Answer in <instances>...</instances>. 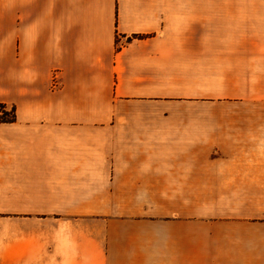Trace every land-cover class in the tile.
<instances>
[{
	"label": "crops",
	"instance_id": "1",
	"mask_svg": "<svg viewBox=\"0 0 264 264\" xmlns=\"http://www.w3.org/2000/svg\"><path fill=\"white\" fill-rule=\"evenodd\" d=\"M0 102V264H264V0H0Z\"/></svg>",
	"mask_w": 264,
	"mask_h": 264
},
{
	"label": "rangeland",
	"instance_id": "2",
	"mask_svg": "<svg viewBox=\"0 0 264 264\" xmlns=\"http://www.w3.org/2000/svg\"><path fill=\"white\" fill-rule=\"evenodd\" d=\"M228 87L221 83L210 82L207 88L203 89L209 95L206 99L210 107V120L232 121L233 99L230 95L231 88ZM225 94L230 96H223Z\"/></svg>",
	"mask_w": 264,
	"mask_h": 264
},
{
	"label": "trees",
	"instance_id": "3",
	"mask_svg": "<svg viewBox=\"0 0 264 264\" xmlns=\"http://www.w3.org/2000/svg\"><path fill=\"white\" fill-rule=\"evenodd\" d=\"M16 107L0 102V123L13 122L16 120Z\"/></svg>",
	"mask_w": 264,
	"mask_h": 264
}]
</instances>
